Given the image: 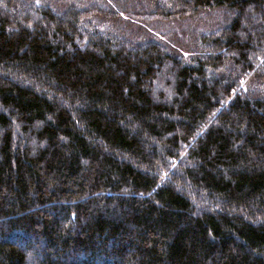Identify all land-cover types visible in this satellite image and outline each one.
<instances>
[{
  "label": "trees",
  "instance_id": "obj_1",
  "mask_svg": "<svg viewBox=\"0 0 264 264\" xmlns=\"http://www.w3.org/2000/svg\"><path fill=\"white\" fill-rule=\"evenodd\" d=\"M0 264H264V0H0Z\"/></svg>",
  "mask_w": 264,
  "mask_h": 264
},
{
  "label": "rangeland",
  "instance_id": "obj_2",
  "mask_svg": "<svg viewBox=\"0 0 264 264\" xmlns=\"http://www.w3.org/2000/svg\"><path fill=\"white\" fill-rule=\"evenodd\" d=\"M181 21H185L187 25L179 24V28L177 27L176 32H178V31L179 32L186 31L187 33H189L191 31V29L193 28L191 19L181 20ZM194 22L196 24L195 25L196 30H198V29H202L203 30L204 28H207V29L215 28L220 23H222L223 21H220L219 18L216 17L215 15H210L206 19H202V18L198 17V18H196L194 20ZM153 23H158V24H156L154 26H149V27L146 28L150 33H153V34H158V32H166L167 33L172 28V25L166 24V22L155 21ZM173 26H174V24H173ZM172 32L173 31H169V33H167L168 37L172 36ZM191 36L192 35H190V37ZM192 37L196 38L197 36H195V34H193ZM189 46H190V43H189V45H186V46H183V47L185 49L188 48V50H189ZM185 49H182L183 53L189 52L188 50L186 51Z\"/></svg>",
  "mask_w": 264,
  "mask_h": 264
}]
</instances>
